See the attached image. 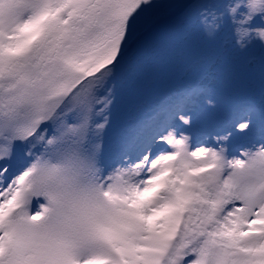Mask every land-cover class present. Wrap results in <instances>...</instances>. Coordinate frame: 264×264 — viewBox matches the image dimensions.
Returning a JSON list of instances; mask_svg holds the SVG:
<instances>
[{"label":"snow or ice","instance_id":"1","mask_svg":"<svg viewBox=\"0 0 264 264\" xmlns=\"http://www.w3.org/2000/svg\"><path fill=\"white\" fill-rule=\"evenodd\" d=\"M167 17L258 52L260 100L197 80L111 145ZM0 264H264V0H0Z\"/></svg>","mask_w":264,"mask_h":264},{"label":"rangeland","instance_id":"2","mask_svg":"<svg viewBox=\"0 0 264 264\" xmlns=\"http://www.w3.org/2000/svg\"><path fill=\"white\" fill-rule=\"evenodd\" d=\"M149 49L145 50L146 55L139 70L118 84L116 102H118L117 98L120 93L127 96L134 95V102L138 97L147 100L153 97L156 104L159 99L167 97L173 92V81H176L175 84L184 87V83L189 84L197 80L224 94V96L226 87H236V92L240 90L236 99L229 105L250 100L259 102L260 100L258 52L249 53L245 63L244 55L237 54L230 48L225 47L223 50H218L209 46L195 31L194 27L180 34L169 35L161 39L154 48ZM177 53L178 55L175 57ZM160 65L163 66L160 68ZM140 74L141 78H139ZM136 78L141 79V81L137 84L132 83ZM162 81L165 82L160 84ZM231 94L232 91L228 90L226 96L231 97ZM138 104L132 113L129 114L124 111L120 114L123 119L119 122L115 120L116 116H112L111 128L114 132L108 133V140L111 145H115L123 137L126 130L139 121L138 112H141L144 107L140 106V102ZM122 107L119 104V109ZM200 107L202 108L203 105L201 104ZM116 109L115 103L112 114ZM236 146L234 143V154Z\"/></svg>","mask_w":264,"mask_h":264}]
</instances>
